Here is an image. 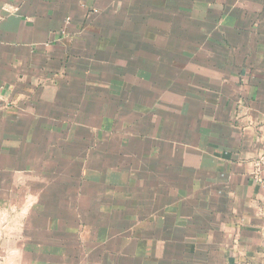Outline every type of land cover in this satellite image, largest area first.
I'll return each instance as SVG.
<instances>
[{
    "label": "crops",
    "instance_id": "obj_1",
    "mask_svg": "<svg viewBox=\"0 0 264 264\" xmlns=\"http://www.w3.org/2000/svg\"><path fill=\"white\" fill-rule=\"evenodd\" d=\"M0 264H264V0H0Z\"/></svg>",
    "mask_w": 264,
    "mask_h": 264
},
{
    "label": "built area",
    "instance_id": "obj_2",
    "mask_svg": "<svg viewBox=\"0 0 264 264\" xmlns=\"http://www.w3.org/2000/svg\"><path fill=\"white\" fill-rule=\"evenodd\" d=\"M263 162V158H261L260 160H259V163H262Z\"/></svg>",
    "mask_w": 264,
    "mask_h": 264
}]
</instances>
